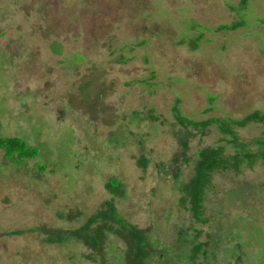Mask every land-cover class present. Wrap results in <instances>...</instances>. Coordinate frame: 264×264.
Returning a JSON list of instances; mask_svg holds the SVG:
<instances>
[{
  "label": "rangeland",
  "instance_id": "1",
  "mask_svg": "<svg viewBox=\"0 0 264 264\" xmlns=\"http://www.w3.org/2000/svg\"><path fill=\"white\" fill-rule=\"evenodd\" d=\"M240 6L244 27L211 31L241 20ZM199 35L195 51L181 42ZM178 100L197 121L264 111V0H0L1 136L41 151L22 162L0 151V264H99L41 230L81 226L112 200L111 177L126 191L119 214L151 228L166 264H264V167L216 173L197 222L180 184L198 150L224 143L216 128L194 132L184 158ZM239 133L251 141L264 126ZM69 212L79 222L58 217ZM207 242L206 259L188 258ZM123 249L112 236L107 264H124Z\"/></svg>",
  "mask_w": 264,
  "mask_h": 264
},
{
  "label": "trees",
  "instance_id": "2",
  "mask_svg": "<svg viewBox=\"0 0 264 264\" xmlns=\"http://www.w3.org/2000/svg\"><path fill=\"white\" fill-rule=\"evenodd\" d=\"M246 5L247 0H244ZM244 7L240 6V11ZM241 20L232 24L220 25L212 32H234L245 26L244 16L240 14ZM192 28H195L194 25ZM203 35L195 38L183 39L182 44H187L191 50L199 48ZM58 53V50H56ZM119 62H126L124 55L119 57ZM155 75V72H152ZM83 95V94H82ZM88 95V94H87ZM86 95V96H87ZM178 100L173 109V118L176 125L181 129L177 131V137L183 149L182 155L186 158L187 151L190 150L191 136L200 133L205 136L211 128H216L222 136L223 145L205 146L197 151L194 164V173L188 181L180 184V190L183 193L181 201L183 204H190V210L193 218L200 223H206L204 218V202L208 189L212 184L216 173L234 172L241 174L245 168L253 169L257 164L264 167V136L255 138L251 141L241 138L239 130L245 129L253 124L264 126V111H254L247 116L237 119L232 117H213L203 121H197L185 116L180 108ZM152 120L158 118L150 115ZM2 123L0 122V151L4 152L5 160H33L40 156L41 151L38 147L28 145L20 138H4L1 136ZM175 162L179 158L175 157ZM187 161V159H186ZM139 166L145 171L148 167V161L141 157L138 159ZM43 171L44 166L38 165ZM177 170L175 179L180 178V172ZM105 190L112 196V200L105 201L102 206L91 215L81 226L74 229H42L41 232L47 236L46 241L53 244H63L66 242H76L82 244L88 251L84 258L92 263L107 264V247L112 236L121 240L124 249L120 253L124 264H166L170 258L168 251H160L156 242L150 238L151 228L141 229L123 218L113 201L114 198H124L126 191L123 183L117 177H111L104 185ZM82 214L58 213L61 220L79 222ZM150 230V231H149ZM209 243L197 244L191 246L192 255H188L192 261H195L198 254L207 258V251L201 250L202 246ZM161 253V254H160ZM187 250L183 256H187ZM182 256V257H183ZM156 258L153 262L152 259ZM195 264V263H193Z\"/></svg>",
  "mask_w": 264,
  "mask_h": 264
}]
</instances>
